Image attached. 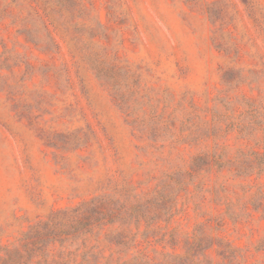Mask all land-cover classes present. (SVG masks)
<instances>
[{"label":"rangeland","instance_id":"rangeland-1","mask_svg":"<svg viewBox=\"0 0 264 264\" xmlns=\"http://www.w3.org/2000/svg\"><path fill=\"white\" fill-rule=\"evenodd\" d=\"M0 264H264V0H0Z\"/></svg>","mask_w":264,"mask_h":264},{"label":"trees","instance_id":"trees-1","mask_svg":"<svg viewBox=\"0 0 264 264\" xmlns=\"http://www.w3.org/2000/svg\"><path fill=\"white\" fill-rule=\"evenodd\" d=\"M117 199H112L111 197L102 196L99 198L90 201L89 203L82 204L78 207V209L67 210L63 212H54L49 219L43 223L46 227L50 229H29V235H42L45 234L50 236L49 239H54V236L57 232H67L64 239H70V231L71 229H75L76 227H81L75 234L83 233L88 229H84L90 226L89 220L92 217V213L102 215V220L109 218L111 222L118 218L123 219L128 217V214L133 213L135 211V207L131 206L129 203H123L119 206L114 207L112 204L115 203ZM124 202V201H122ZM82 219L81 222H76L78 219ZM98 222V221H97ZM49 224V225H48ZM88 224V225H87ZM48 225V226H47ZM85 225H87L85 227ZM90 231H88L89 233ZM123 232H118L116 234H120ZM27 235V232L25 233ZM42 239H46V237H41ZM116 242V241H115Z\"/></svg>","mask_w":264,"mask_h":264}]
</instances>
